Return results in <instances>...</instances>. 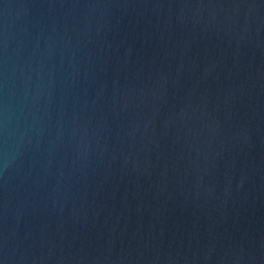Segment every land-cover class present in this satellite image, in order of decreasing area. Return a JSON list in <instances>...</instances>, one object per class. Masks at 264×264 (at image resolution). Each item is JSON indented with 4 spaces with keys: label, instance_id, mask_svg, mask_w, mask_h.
Here are the masks:
<instances>
[{
    "label": "water",
    "instance_id": "water-1",
    "mask_svg": "<svg viewBox=\"0 0 264 264\" xmlns=\"http://www.w3.org/2000/svg\"><path fill=\"white\" fill-rule=\"evenodd\" d=\"M0 264H264V0H0Z\"/></svg>",
    "mask_w": 264,
    "mask_h": 264
}]
</instances>
